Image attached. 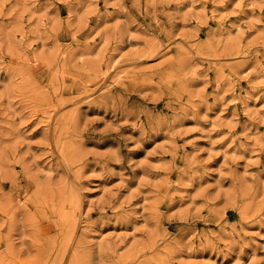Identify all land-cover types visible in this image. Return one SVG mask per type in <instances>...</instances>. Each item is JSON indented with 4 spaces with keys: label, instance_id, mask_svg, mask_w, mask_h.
<instances>
[{
    "label": "rangeland",
    "instance_id": "obj_1",
    "mask_svg": "<svg viewBox=\"0 0 264 264\" xmlns=\"http://www.w3.org/2000/svg\"><path fill=\"white\" fill-rule=\"evenodd\" d=\"M0 264H264V0H0Z\"/></svg>",
    "mask_w": 264,
    "mask_h": 264
},
{
    "label": "bare ground",
    "instance_id": "obj_2",
    "mask_svg": "<svg viewBox=\"0 0 264 264\" xmlns=\"http://www.w3.org/2000/svg\"><path fill=\"white\" fill-rule=\"evenodd\" d=\"M238 28H240V27H238Z\"/></svg>",
    "mask_w": 264,
    "mask_h": 264
}]
</instances>
